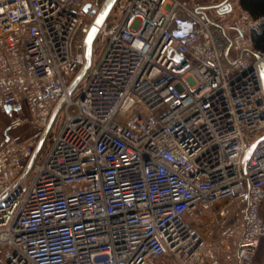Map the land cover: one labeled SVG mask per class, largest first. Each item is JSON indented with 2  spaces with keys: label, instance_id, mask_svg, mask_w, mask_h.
<instances>
[{
  "label": "built area",
  "instance_id": "2783aa9c",
  "mask_svg": "<svg viewBox=\"0 0 264 264\" xmlns=\"http://www.w3.org/2000/svg\"><path fill=\"white\" fill-rule=\"evenodd\" d=\"M98 4L0 0V264H264V16L116 0L74 86Z\"/></svg>",
  "mask_w": 264,
  "mask_h": 264
},
{
  "label": "rangeland",
  "instance_id": "374dc122",
  "mask_svg": "<svg viewBox=\"0 0 264 264\" xmlns=\"http://www.w3.org/2000/svg\"><path fill=\"white\" fill-rule=\"evenodd\" d=\"M104 2H105V0H99V4L95 7L94 12H92V15H94V14H95V16L97 15L99 10L103 6ZM98 8H100V9L98 10ZM96 10H97V12H95ZM237 16H238V14L235 15V17H237ZM96 38H97V36H96ZM84 46H85V42H84ZM96 46H97V39L94 40L93 48ZM84 54H85V50H84ZM94 58H96V55L94 54V52H92L91 63L94 61ZM85 63H86V60H85L84 64L81 66V68L79 69L76 77H78V75L84 69ZM8 123L9 122H8L7 118L2 117V116L0 117V141L4 140V135H5L4 133L6 131ZM32 131H33L32 129H28L26 131V133H31ZM237 217H239V214H238V211H236V210L230 212L228 215L222 216L220 220L212 219L209 213L201 211V212L195 213V215L192 217V219L194 220V223H197L196 224L197 226H200L202 228L204 235L207 237L208 246L209 247H217V246H219V242L221 241L219 239V235H218L219 226L231 225L234 223V221ZM224 255H225L224 250L220 245L219 249L216 251V256H217L220 264L224 263V260H223Z\"/></svg>",
  "mask_w": 264,
  "mask_h": 264
},
{
  "label": "water",
  "instance_id": "95a60500",
  "mask_svg": "<svg viewBox=\"0 0 264 264\" xmlns=\"http://www.w3.org/2000/svg\"><path fill=\"white\" fill-rule=\"evenodd\" d=\"M115 2L116 0H105L99 13L97 14L94 25L85 40V59H86L85 67L82 70V72L78 75V77L76 78L74 86L77 85L83 79V77L85 76L86 72L88 71L91 65L92 48H93V43H94V40L98 32V27L102 25V23L105 21L110 11L112 10ZM53 120H54V117L51 120L50 124H52Z\"/></svg>",
  "mask_w": 264,
  "mask_h": 264
},
{
  "label": "trees",
  "instance_id": "16d2710c",
  "mask_svg": "<svg viewBox=\"0 0 264 264\" xmlns=\"http://www.w3.org/2000/svg\"><path fill=\"white\" fill-rule=\"evenodd\" d=\"M240 4L253 18L264 16V0H240ZM252 38L257 48L264 49V21L253 28Z\"/></svg>",
  "mask_w": 264,
  "mask_h": 264
},
{
  "label": "crops",
  "instance_id": "0c3cea01",
  "mask_svg": "<svg viewBox=\"0 0 264 264\" xmlns=\"http://www.w3.org/2000/svg\"><path fill=\"white\" fill-rule=\"evenodd\" d=\"M204 1H207V0H204ZM206 4H208V3H206ZM209 13H211L212 15H214V11H213V10H210ZM1 116L7 118L6 115H4L3 113H0V117H1ZM2 141H3V140H2ZM0 142H1V141H0ZM257 258H258V259H262V247H261V249H260L259 252H258ZM223 264H224V263H223Z\"/></svg>",
  "mask_w": 264,
  "mask_h": 264
}]
</instances>
